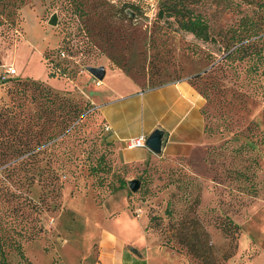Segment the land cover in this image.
<instances>
[{
  "label": "rangeland",
  "instance_id": "rangeland-1",
  "mask_svg": "<svg viewBox=\"0 0 264 264\" xmlns=\"http://www.w3.org/2000/svg\"><path fill=\"white\" fill-rule=\"evenodd\" d=\"M84 1L82 13L74 12L68 0H18L0 11V111L9 106L24 116L40 108L34 100L37 90L24 83L32 78L66 102L89 106L81 91L94 88L86 67L115 65L144 85L188 78L206 89L214 142L195 164L164 157L125 164L118 160L116 144L110 154L106 142L112 139L96 115H89L51 149L59 156L54 165L59 166L57 184L63 186L58 197L49 194L44 232L25 243L29 259L33 264H96L105 232L118 240L144 232L179 260L195 264L179 234L178 223L185 221L189 235L205 241L210 258L220 264H264V80L249 78L244 61L222 59L231 28L257 7H232L226 0L195 5L211 26L213 40L203 41L179 30L173 19H160L162 0ZM54 13L56 24L49 22ZM65 37L66 51H75L70 58L74 76L47 80L43 57ZM8 66L18 72L3 77ZM84 74L90 79L77 82ZM102 153L116 162L101 180L87 167ZM118 175L128 181L141 177L140 187L133 191L127 183L111 193ZM15 187L37 200L44 189L39 181L26 180ZM226 216L240 226L239 233L226 229ZM133 218L145 225L139 227ZM12 264L26 263L14 257Z\"/></svg>",
  "mask_w": 264,
  "mask_h": 264
},
{
  "label": "trees",
  "instance_id": "trees-1",
  "mask_svg": "<svg viewBox=\"0 0 264 264\" xmlns=\"http://www.w3.org/2000/svg\"><path fill=\"white\" fill-rule=\"evenodd\" d=\"M17 1L0 0V11L10 4L16 6ZM226 1L232 7L251 4L256 6L257 10H254L252 14L244 13L238 24L231 28L222 59L244 61L249 78L264 80V77L261 78L264 66V0ZM203 2L205 0H162L157 16L165 20L173 19L179 30L191 33L200 40H213L209 19L195 9V5ZM68 4L74 12H85L84 0H68ZM65 39L66 37L63 40L64 43L59 45L52 54L43 57L49 77L72 78L74 76L70 58L75 51L72 49L70 53L66 51V46L69 44ZM62 52L65 55H62ZM201 75L195 74L194 78ZM205 80L212 83L209 78ZM24 83L37 90L34 100L38 101L40 108L33 114L24 112L26 114L24 116L17 112L16 108L9 106L0 111V264H12L14 257L26 264H33L25 252V243L36 239L44 232L43 212L48 205L49 194L52 193L58 197L63 186L61 183L57 184L59 166L54 165V161L58 162L59 156L51 149L69 136L91 114L96 115L98 126L103 125L102 129L105 130V124L99 117L98 110L89 109L91 104L88 106L85 102V106L81 107L75 100L66 102L58 94L53 93L40 79L32 78ZM190 83L204 98L209 96L206 89L192 81ZM205 105L206 102L202 107L206 120L205 130L212 135ZM18 106L22 105L18 104ZM106 143L112 146L113 152L110 154L113 155L116 143L113 140H108ZM49 152H52V157ZM115 162V158L111 159L102 153L94 162L89 163L87 169L93 177L97 175L102 180L100 175L112 171V165ZM23 180L29 183L39 181L42 184L44 189L39 200L32 198L27 191L15 187V185L20 187ZM127 183L128 179L125 176L118 175L117 184H112L110 192L124 188ZM226 218L228 220L226 229L231 228L239 233L240 226L231 217L226 216ZM178 225L179 234L182 235L181 240L186 241L188 252L196 260L195 264H220V261L210 258L212 253L205 241L194 240L196 238L194 235L197 236L195 233L189 235V225L185 221H180ZM232 254V252L225 253L224 260Z\"/></svg>",
  "mask_w": 264,
  "mask_h": 264
},
{
  "label": "crops",
  "instance_id": "crops-1",
  "mask_svg": "<svg viewBox=\"0 0 264 264\" xmlns=\"http://www.w3.org/2000/svg\"><path fill=\"white\" fill-rule=\"evenodd\" d=\"M104 66L106 72L100 84H93L91 91L83 87L81 91L91 103L99 105V117L109 125L106 132L117 145L121 163L141 165L157 157L187 164L203 160L214 141L205 130L202 113L205 99L188 78L151 86L139 83L119 67ZM89 77L90 74H84L76 81L89 80ZM46 79L54 80L48 75ZM155 129L163 131L160 153L147 146L125 147L128 138L149 135ZM133 219L139 227L145 225ZM102 243L96 264H186L144 232L120 240L113 233L105 232Z\"/></svg>",
  "mask_w": 264,
  "mask_h": 264
},
{
  "label": "water",
  "instance_id": "water-1",
  "mask_svg": "<svg viewBox=\"0 0 264 264\" xmlns=\"http://www.w3.org/2000/svg\"><path fill=\"white\" fill-rule=\"evenodd\" d=\"M49 22L52 24L57 23V15L54 13L49 19ZM86 69L98 79H103L105 76L106 68L105 66L98 65H89ZM162 137L163 131L160 129L153 130L146 138V146L150 148L155 153H160L162 150ZM128 185L131 190L136 191L140 187V180L138 178H132L128 181Z\"/></svg>",
  "mask_w": 264,
  "mask_h": 264
},
{
  "label": "built area",
  "instance_id": "built-area-1",
  "mask_svg": "<svg viewBox=\"0 0 264 264\" xmlns=\"http://www.w3.org/2000/svg\"><path fill=\"white\" fill-rule=\"evenodd\" d=\"M62 55H65L64 52H62ZM16 73V67L14 66H8L6 68L3 69V77L9 76L11 74ZM93 78V83L98 85L101 82V79H98L97 77H95L94 75L92 76ZM99 108V105L96 103H91V107L90 110H97ZM105 129L108 130L109 129V125L106 124L105 125ZM148 135L146 134H140L138 136H134V137H130L126 140V145L129 148H134V147H143L146 146V138Z\"/></svg>",
  "mask_w": 264,
  "mask_h": 264
}]
</instances>
